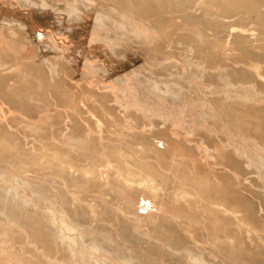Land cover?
<instances>
[{"label":"rangeland","instance_id":"374dc122","mask_svg":"<svg viewBox=\"0 0 264 264\" xmlns=\"http://www.w3.org/2000/svg\"><path fill=\"white\" fill-rule=\"evenodd\" d=\"M32 2L42 13L50 15V11H54L53 18L58 21L60 27H70L69 33L66 36L56 35L51 26L38 24L32 16L31 9L25 7ZM94 2L96 6L92 11L93 15L85 16L84 20L76 23L68 15L73 5H85L81 0H77V3H72L71 0H0V63L5 64V67L0 68V171L6 170L19 177L25 175L26 171L36 170L40 178L37 180L30 178L31 181H28L30 182L28 187L33 195L38 192V194H47L52 199L61 200L70 217L78 223L81 222V230L91 228L92 235H107L119 243H125V246L132 245L130 249H119L123 253L122 256L142 255L138 259L142 258V264L160 262L185 264L182 259V257L186 258L184 250L194 249L193 246L184 247L186 243L182 246L181 239L175 237L179 236L175 226L167 228L168 234L173 236L169 240L159 235L158 230L166 229L164 228L165 213L157 215L160 221L155 225L154 210L160 208V203L168 204L167 198L174 190L167 180H164L166 191L163 200L155 204L150 201L149 205H145L147 197L130 196L121 188L115 172L110 170L111 187L109 188L112 189L109 190V194L112 193L113 198L111 196L107 198L117 207L118 215L108 213L106 219L102 221L95 217L96 214H89L91 208L88 206L80 205V209L76 212L69 209L71 202L66 196L67 190L81 192L94 198L98 195V190L92 189L83 180L71 183L64 172L66 167H61L52 153L67 157L68 164H80L86 168L96 164L104 168L107 159L102 156H109L115 164L116 159L108 148L111 150V147L118 146L129 151L130 156H133L126 159L129 163L144 162L150 168L156 166L161 168V165L165 168L166 164L173 160L170 148L186 156L192 152L194 160L196 154L201 159L208 160H204L200 170L202 173L211 174L212 169L216 181L225 182L227 179L221 173L225 171L230 173L234 181L230 192L227 191V195L232 197L229 202L249 214L252 227L259 231V236L264 242V178L254 165L249 163V158L253 156H249L248 153L245 155L234 153L237 163L233 156L229 158L228 163L225 162L226 166L218 163L220 161L218 155L223 152L220 143L230 134L234 138H249L254 144L264 148V102L254 100L245 104H231L223 102L221 98L227 93H237L243 86H251L252 82L237 77L221 82L216 75V77L201 75L198 72H190L187 67L184 68V49L188 42L187 38H190L192 32L182 24H179L180 26L171 24V14L167 13L175 9L180 0H155L160 9H156V14L152 18L135 14L138 20H135L134 25H138L141 35L139 41H134L127 34L121 37L120 34L115 33L117 31L114 27H109L115 34L114 38L110 39V44L92 35L93 16L101 13L119 21L121 17L113 13L112 8H120L122 12L123 10L130 12L134 9L120 0H94ZM44 4L46 8H43ZM159 10L165 13L159 14ZM186 11L192 15L200 14V11L194 8H187ZM27 13H30L33 26L42 35L49 33V30L55 35L60 53L50 49L54 46L52 38L43 37L35 41L29 39L30 37L20 30L19 26L28 24ZM176 15L179 14L173 13V16ZM225 16H223L225 20L234 22V25L243 24L238 20L240 14H235L234 17L233 13H228ZM157 17L165 22L154 23L152 19ZM175 20L179 21L180 18ZM8 23L14 25L8 28ZM102 32L104 36L111 33L110 30L104 29ZM225 35L224 32L219 33L221 38ZM110 51L111 53L108 54ZM204 51L206 52L207 49ZM113 53L118 55H112ZM127 54L137 65L128 66L124 58L121 63V57ZM200 55L201 52H196L194 58ZM53 62L58 67V77L54 79L50 71V63ZM10 65L12 70L6 69ZM211 66H214L213 61ZM118 75L126 77L125 86L116 82ZM148 80L159 86L162 92L168 91L167 97L161 98L152 94L146 86ZM206 87L214 90V93L220 97L214 102L225 114L223 116L225 125L229 128V125L235 127L237 124L239 131L234 129L230 134L225 130L219 131L220 126L209 118L201 117L202 123L197 121L198 104L204 97ZM172 94L176 97L181 96L184 99L183 105L176 104L169 97ZM258 94L263 95V91H258ZM192 102L196 103L197 113L189 119L187 108ZM96 120L102 124L100 129L96 126ZM203 125L206 129L212 130L210 136L202 130ZM92 132L94 133L92 139H87L86 135ZM97 136H102L104 146L96 143ZM82 139L85 140L81 142ZM142 139L147 140L148 144ZM138 143L139 146L142 144L141 148L137 146ZM163 144L169 147H163ZM32 154L46 155L43 161L49 158V163L40 162L37 160L38 156L36 159L32 158ZM184 162L186 163L183 158L180 166H186ZM8 164L11 168L7 169L5 165ZM44 165L48 167L45 168ZM196 174L200 173L196 172ZM86 185L89 189H85ZM185 185L193 186L191 182ZM0 196L2 199L0 219L12 217L19 226L28 229V241L31 240L44 248L52 246L50 243L52 228L47 221H39L36 214L31 211L28 213L12 199L4 201L1 194ZM188 204H192V201L183 202L181 206L188 208L185 206ZM162 207L168 208V205ZM203 212L205 215L200 222L195 215L189 216L186 211H180V214L184 215L182 221L192 235L201 229L206 235L226 228L235 229L232 220L226 218L227 224H224L222 219L216 218L214 212L209 210ZM125 224L131 229H127ZM133 225L136 227L133 228ZM130 230L144 235V240L140 243L136 242L128 235L127 232ZM23 239L24 241L20 243L19 238H14L13 244L22 252L26 248L24 245L26 240ZM192 239L198 242L196 238ZM102 242L106 244L107 241L101 239ZM135 244L139 247L134 248ZM245 244H242V247H245ZM1 248L3 246L0 245ZM47 249L51 254L57 251V248ZM174 251H178L179 254H175ZM250 255L248 264H260V257L252 253ZM12 260L18 262L16 256H13ZM234 264L243 263L234 260Z\"/></svg>","mask_w":264,"mask_h":264},{"label":"bare ground","instance_id":"6f19581e","mask_svg":"<svg viewBox=\"0 0 264 264\" xmlns=\"http://www.w3.org/2000/svg\"><path fill=\"white\" fill-rule=\"evenodd\" d=\"M71 1L72 3H77V0ZM81 1L84 2L85 5H73L70 9L71 13L68 15L72 18V21L76 23L84 20L85 16L89 17L96 6L94 0ZM120 1L131 6L134 10L130 12H125L123 10L122 12L120 8H112V12L121 17L119 21L109 17V15L101 13L93 16L92 35L100 39V41L110 44V39L114 38L115 34L112 33L109 27H114L117 32H113L120 34L121 37H125L124 34H127L129 37L133 38L134 41H139L141 35L138 25H134L137 19L134 15L139 13V16L145 15L152 18V16L156 14V9H160L155 0ZM134 2H136V5H134ZM45 6L44 4L43 8H46ZM25 7L31 9L33 12L32 16L38 24L42 26H51L54 28L56 35L62 34L66 36V34L69 33L70 27H60L58 21L56 22L53 18L55 14L54 11H50V15L42 13L37 9V5H33V2L26 4ZM187 8L197 9L200 11V14L192 15L186 11ZM162 12L165 13V11L159 10V14H162ZM175 12L179 15L173 16ZM167 13L171 14V24H182V26L188 27L187 29L192 32V34L189 35L190 38H187L188 42L184 49V68L187 67L190 72H198L201 75L208 74L214 77L217 76V79L221 82H226L234 77L240 80L247 79L252 82L251 86H243L237 93H227L225 96L221 97L223 102L231 104H245L254 100L264 102V0H180L178 6ZM228 13H233L234 17L235 14H240L238 20L243 24L234 25V22L226 21L225 15ZM26 17L28 19V24L19 26L20 30L23 31L27 37H30L29 39L35 41L43 37L52 38L54 46L50 49L59 51L56 44L57 41H55V35H53L50 30L49 33L42 35V33L33 26L30 13H27ZM176 18H180V20L177 21L178 19L175 20ZM47 20H49V22ZM152 20L157 24L165 22V20H160L158 17ZM13 25V23H8V28ZM103 29L110 30L111 33H107L104 36L102 32ZM209 31L211 33H208ZM221 32L226 34L224 38L222 37L223 39L219 36ZM205 41H207V43ZM205 49H207L206 52L204 51ZM196 52H201V55L194 58ZM109 53H111V51L108 52V54ZM112 55L117 56L118 54L116 55L113 53ZM123 58L128 66L137 65L135 60L129 57V54L125 57H121V63ZM212 61L214 62V66H211ZM50 65L53 79L55 77L57 78L58 67L54 62L50 63ZM2 67H5V64L0 63V68ZM6 69L12 70L11 65ZM189 73L187 74L188 76ZM116 78L118 85L122 84L125 86V76L118 75ZM146 86L152 94H156L161 98H165L167 97L166 95L169 94L168 91L162 92L159 86L149 80L146 81ZM260 90L263 91V95L258 94ZM214 92L215 91L211 88H204V97L198 104L199 117L197 121L202 123L203 119L209 118L220 126L219 131L225 130L229 132V134L234 129L239 131L237 124L235 127L229 125L228 128L223 122V116H225V114L214 102L216 98L220 99V97ZM169 97H171L176 104L183 105L184 99L181 98V96L176 97L172 94ZM196 113V103L192 102L189 108H187L188 118L191 119ZM201 117H203V119H201ZM95 123L97 128L100 129L102 126L101 122L96 120ZM202 130L209 136L212 134V130L206 129L204 125L202 126ZM93 134V132L87 134L86 138L91 140ZM70 138L74 140V138ZM235 138L230 134V136L224 138L220 143V149L223 150V152H220L218 155L220 158L218 163L226 166L225 162L228 163L229 158L231 156L234 157V153L243 155L248 153L249 156H253L251 159L249 158V163L251 162L257 172L264 178V148H260L249 138ZM85 139H82L81 142ZM143 141H146V144H148L147 140L144 139ZM96 143L104 146L102 136L96 137ZM141 145L139 146L138 143L137 146L141 148ZM163 147L169 146L163 144ZM253 148L255 150H253ZM110 149L111 150L108 148V151H111V155L115 157L116 162L115 164L112 163L109 156L103 155L102 158L107 159V164L105 163L106 166H104V168L99 165L98 168L96 164L89 165V168L80 164H68L66 160L67 157L52 153L59 165H61V167H66L64 168V172L71 183L83 180L86 184H89L92 189L98 190V195L95 196V198L89 197L81 192L77 193L67 190L66 196L71 202L69 209L76 212L80 209V205L88 206L91 208L89 214H96L95 217L102 221L106 219L105 217L108 213L118 215L116 210L117 207L107 198L113 196L112 193L109 194V190L112 189L109 188L111 187V181L109 179L110 170L115 172V177L121 185V188L126 190L130 196L139 195L140 197H147V202H144L145 205H149L150 201L155 204L163 200L164 192L166 191L164 180H167L168 183L173 186L174 190L170 192L171 195L167 198L169 203H160V208L154 210L156 213L155 225H158L160 221L157 215H159V213H165L164 217L166 220L164 219V224L166 227L164 228L166 229L158 230L157 232L160 231L159 235L169 240L173 236L168 234L169 231L167 228L175 226L179 231V236L175 237L181 239L180 241H182L183 245L180 244L184 246L186 243L187 245L184 247L193 246L194 249H183L186 258L184 259L182 257V259L185 264H234V260H238V262L243 264H248L249 262L247 260H249L248 258H250L251 253L254 256L260 257V264H264V242L259 236V231L252 227L249 214L246 211L238 208L236 205L233 206L232 203L229 202L232 197L227 195V191L230 192L234 181L230 173L227 171L221 173L227 180L225 182H218L213 175L212 169L211 174L201 172L200 167H202L204 160H206L205 158L201 159L196 154V160H194V153L190 152L191 154L189 153L186 156L184 153L182 154L179 152L180 154H178L174 148H170L169 150L172 153L173 160H170L165 168H163L162 165L161 168L157 166L150 168V166L145 165L144 162L129 163L126 160L132 156L128 153L129 151L127 152L122 148H118V146L117 148L111 147ZM32 155L34 159L38 156ZM45 156H38L39 159L37 160L42 162ZM183 158L186 161V163L184 162L186 166H180ZM48 159L49 158L45 159L43 162L46 164L49 163ZM235 162L237 163L238 161L235 159ZM5 166H7V169L11 168L9 164ZM44 166L45 168L48 167V165ZM196 172L200 174L197 175ZM0 176V194L3 200L7 201L8 199H12L28 213L31 211L36 214L39 221H47L48 225L52 228L50 242L52 246L50 247L57 248L56 253L51 254L47 249L49 248L52 250L50 247L44 248L31 242V240L28 241V229L19 226L17 222H14L12 217H6L5 220L0 219V245L3 246V248L0 249V264H38L37 262H40V264H142V258L138 260L142 255L136 256L131 254V256H122L123 253L119 251V249H130L133 247L132 245L125 246V243H119L117 240L107 235H92L90 233L91 228H88V230L85 229L84 231L81 230V222L78 223L70 217L66 208L62 206L61 200L57 198L52 199V197H48L49 195L38 194V192L35 193L34 196L33 192L28 187L30 183H28V181L30 178H36V180L40 178L36 170L26 171L25 175L19 177H15L10 174L9 171L5 170L0 171ZM184 181L185 183L191 182L193 186H186L185 183L183 184ZM85 189H89V186L86 185ZM0 201H2L1 196ZM47 201L49 202L47 203ZM188 201H192V204L185 205L188 208L181 206V203ZM165 205H168V208L162 207ZM247 205L248 207L250 206L249 203ZM182 210L186 211L189 216L195 215L200 222L201 218L205 215L203 211L209 210L214 212L217 216L216 218L222 219L224 224L226 223V218L232 220L235 229L226 228L223 231L219 230L214 234L207 235L201 229L196 232L195 235H192L182 221L183 213L180 214ZM135 219L137 220V218ZM103 224L104 222L100 226L102 227ZM126 227L127 229H131L128 225H126ZM135 227L136 226L133 225V228ZM230 232L233 233L231 234ZM127 233L136 242L140 243L144 240V235L138 232L134 233L130 230ZM220 233H223V235ZM14 238H19L20 243H22V240L24 241L23 238H25L26 241L24 245L26 248L23 252L20 251L18 246L13 245ZM100 238L102 240L105 239L107 241L106 244H103V242L101 243ZM120 238L124 240L122 236H120ZM192 238H196L198 242L193 241L194 239ZM242 244H245V247H242ZM206 245L208 246L207 248L205 247ZM165 246L169 247L168 244H165ZM138 247L139 245H134V248ZM174 252L177 255L179 254L178 251ZM182 252L183 251H181V253ZM13 256L17 257L18 262L12 260ZM144 258L146 257L144 256ZM158 264L164 263L160 262ZM180 264L184 263L180 262Z\"/></svg>","mask_w":264,"mask_h":264}]
</instances>
